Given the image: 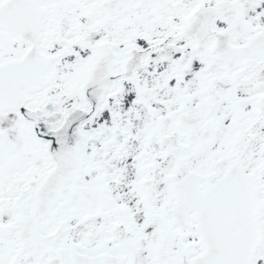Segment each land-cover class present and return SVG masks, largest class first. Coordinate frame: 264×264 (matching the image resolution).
Listing matches in <instances>:
<instances>
[{
	"label": "snow or ice",
	"instance_id": "snow-or-ice-1",
	"mask_svg": "<svg viewBox=\"0 0 264 264\" xmlns=\"http://www.w3.org/2000/svg\"><path fill=\"white\" fill-rule=\"evenodd\" d=\"M0 264H264V0H0Z\"/></svg>",
	"mask_w": 264,
	"mask_h": 264
}]
</instances>
